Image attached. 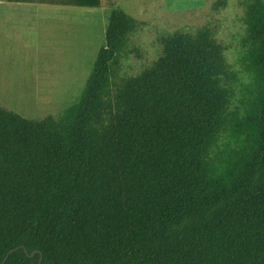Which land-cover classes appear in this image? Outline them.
<instances>
[{"label":"trees","instance_id":"trees-1","mask_svg":"<svg viewBox=\"0 0 264 264\" xmlns=\"http://www.w3.org/2000/svg\"><path fill=\"white\" fill-rule=\"evenodd\" d=\"M241 6L233 66L203 26L123 76L144 23L116 5L76 102L0 104V264H264V0Z\"/></svg>","mask_w":264,"mask_h":264},{"label":"rangeland","instance_id":"rangeland-1","mask_svg":"<svg viewBox=\"0 0 264 264\" xmlns=\"http://www.w3.org/2000/svg\"><path fill=\"white\" fill-rule=\"evenodd\" d=\"M1 1L0 15H14V28L0 32V104L28 119L57 115L79 99L105 44L112 3L144 23L132 38L141 56L124 59L123 76H135L157 60L161 37L175 31L194 33L203 26L210 27L233 66L244 32L242 0H227L219 11L211 8L216 0ZM100 3L104 8L97 7ZM82 4L95 5L98 12L80 10ZM68 13L84 14L88 18L83 21L90 22L82 26L57 18Z\"/></svg>","mask_w":264,"mask_h":264},{"label":"crops","instance_id":"crops-1","mask_svg":"<svg viewBox=\"0 0 264 264\" xmlns=\"http://www.w3.org/2000/svg\"><path fill=\"white\" fill-rule=\"evenodd\" d=\"M113 2H114V0H113ZM17 3L19 4V2H17ZM0 4H2L1 0H0ZM14 5H15V2H14ZM79 6H80V8H83V9H80V10H85V11L87 10V11H91L92 13H97L98 12L97 11L98 9L95 8V5L93 6L91 4H82V5H79ZM114 6L115 5L112 3L110 6H108V8L112 9V7H114ZM86 7H91V8H86ZM97 7L104 8L103 5H101V3H100V5L98 4ZM78 15L80 16V19H79ZM57 18L64 20L63 22H65L66 24L74 23V22L77 24V22H79V23L83 22L82 26L86 25V24H88L90 22V19L88 21H86V22L83 21V18H88L84 14L68 13V14L59 15ZM105 23H106V19L104 20V26H105ZM69 27L77 28V25L69 26ZM6 28H14V15H4V16L0 15V32L4 31Z\"/></svg>","mask_w":264,"mask_h":264},{"label":"water","instance_id":"water-1","mask_svg":"<svg viewBox=\"0 0 264 264\" xmlns=\"http://www.w3.org/2000/svg\"><path fill=\"white\" fill-rule=\"evenodd\" d=\"M15 249H13V250H11L9 253H11V252H13ZM34 255V253H32L30 256H33Z\"/></svg>","mask_w":264,"mask_h":264}]
</instances>
